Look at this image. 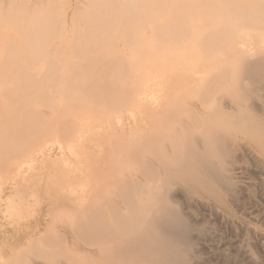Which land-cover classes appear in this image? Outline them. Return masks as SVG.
I'll return each mask as SVG.
<instances>
[{"label":"bare ground","instance_id":"1","mask_svg":"<svg viewBox=\"0 0 264 264\" xmlns=\"http://www.w3.org/2000/svg\"><path fill=\"white\" fill-rule=\"evenodd\" d=\"M241 152L264 175V0H0V264H195Z\"/></svg>","mask_w":264,"mask_h":264},{"label":"rangeland","instance_id":"2","mask_svg":"<svg viewBox=\"0 0 264 264\" xmlns=\"http://www.w3.org/2000/svg\"><path fill=\"white\" fill-rule=\"evenodd\" d=\"M245 156V153L241 152L239 163H235L237 167L236 173H238L239 176L238 188L241 187L240 189L242 190H238L240 192V195L237 200L235 199L229 202L231 211L223 210L218 206L212 205L211 203H207L208 205H205L206 202L204 203L202 200L200 203L199 201L197 203L196 199V202H194L197 205L195 203L193 204L192 201L191 204L187 205L184 208L185 210L189 207L188 210L191 208L189 211H194V216L192 215L193 213L190 212L194 221L202 220V216L204 220H210V222L212 221L210 224L211 230L213 229L211 231V236L213 235L215 238L208 237L209 239L206 238L204 239V241L197 236L193 237L197 256V258L194 260L195 264H243V262L244 264H252L253 261H255L254 263L257 262L258 264H264V193H262L264 190L262 187L263 185H261V181L264 180V175L260 172V168L257 166V164L253 161L248 160V158L246 160L247 156ZM249 186H252V189L254 190L257 189L256 191H254L250 188L251 190L249 193L251 196L247 192V188H249ZM253 191L256 192L255 195H252ZM177 197L181 198L182 196L178 195ZM184 205H186V202L184 203ZM213 223L216 227L212 225ZM216 228H218L219 230H217ZM216 230L218 232H213ZM214 233H216L218 236ZM210 239L212 240V242ZM214 239L216 241L218 239L219 241L214 242ZM207 240H210V243ZM247 251L251 255L255 254L253 256L256 257L254 258L256 260H254L251 255H249L248 257L247 255L249 253ZM221 252L223 254L226 252L224 254L225 258H227L228 253L232 255L234 252H237V256L239 255L241 257H237L234 253L235 256H232L233 260L231 259V257L229 259H224V256L222 257L223 254ZM242 254H244V258L242 257ZM236 258H239V260ZM234 260L237 262H235Z\"/></svg>","mask_w":264,"mask_h":264}]
</instances>
